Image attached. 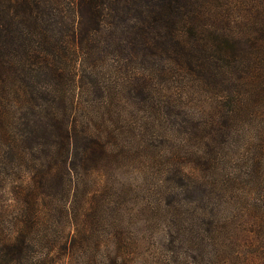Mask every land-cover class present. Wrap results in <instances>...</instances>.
Segmentation results:
<instances>
[{"label": "trees", "instance_id": "16d2710c", "mask_svg": "<svg viewBox=\"0 0 264 264\" xmlns=\"http://www.w3.org/2000/svg\"><path fill=\"white\" fill-rule=\"evenodd\" d=\"M190 94L208 111L188 107ZM123 132L142 160L163 167L157 207L180 248L208 221L221 236L214 264L241 254L264 264V212L240 205L264 191V0H0V179L16 162L32 170L17 186L18 219L0 208V264H51L31 251L57 218L73 229L63 243L70 253L91 249L84 231L99 221L103 187L93 177ZM154 137L168 142L161 154ZM237 139L245 189L225 171L223 151ZM237 217L250 229L241 243ZM110 240L105 262L85 264H129L120 229ZM231 247L237 259L220 255Z\"/></svg>", "mask_w": 264, "mask_h": 264}, {"label": "rangeland", "instance_id": "374dc122", "mask_svg": "<svg viewBox=\"0 0 264 264\" xmlns=\"http://www.w3.org/2000/svg\"><path fill=\"white\" fill-rule=\"evenodd\" d=\"M203 102V97H197L194 94L184 97V103L188 107L207 112L208 109ZM130 119L132 120L131 117ZM138 125L136 124L135 128H138ZM249 128L254 129V125ZM151 135L152 133L148 137L150 138ZM120 140L121 146L108 147L111 150L112 159L104 165L102 172L93 177L97 183H102L103 187H100L95 195L97 196L95 200L99 221L94 222L93 220L86 225L84 231V236L91 243V249L80 243L70 253L68 245L66 248L63 243L66 238L68 239L66 237L67 232H72L73 229H68V225L61 224L63 218H57L59 224L53 223L47 227V243L40 245L43 247L34 246V251H31L32 255L45 256L51 264H85L92 260L98 263L105 262V255L113 250V245L109 242H112L110 239L113 229L116 227L120 229L129 242L130 248L125 254L130 255L129 264H164L162 261L165 262V260H167V264H214L216 249H218L217 253L221 249L220 243L218 244L216 241L221 236H215L209 222L202 221L196 226L199 232L203 234L202 238L196 230L191 229L195 242L189 244L187 249L180 248L176 235L168 230V225L162 219V214L157 207L158 185L163 171L162 165L151 164L148 158L142 160L134 150V146L128 143V138L124 132L120 135ZM175 141L179 143L178 140ZM192 144V142L185 143V149H191ZM167 145V140L154 137L152 153L161 154ZM241 147L242 143L237 139L233 149L224 150L223 153L232 162V164H226L225 171L236 170L241 178L240 185L245 189L248 183L245 175L246 170L238 162L242 153L240 152ZM123 151H130L131 153L129 156H122L121 152ZM16 165L13 174L10 169L2 170L5 177L11 175L10 179H0V208L11 220H17L21 213L22 197L17 193V186L29 184V174L31 173L29 171H32L28 166L22 167L17 162ZM187 165L185 164L184 170L189 169ZM198 175H202V173ZM260 195V199H257L256 195H253L252 198L241 196L240 205H258L257 208L264 212V202H262L264 201V191L260 190ZM213 203L214 205L217 203L218 206L221 204L217 199ZM235 222L233 239L235 238L241 243L242 237L245 235L243 233L248 228L247 218L238 219L237 217ZM185 227L187 230L189 229L188 224H185ZM86 238L82 237L77 240L87 241ZM234 254L235 248L233 247L223 251L222 254L220 253L226 259L230 255L237 259ZM185 255L188 256V260L181 263L177 257ZM241 255L238 260H234L235 264H245L243 259L245 254ZM87 257L91 260H88ZM216 264H223V262L218 260Z\"/></svg>", "mask_w": 264, "mask_h": 264}]
</instances>
